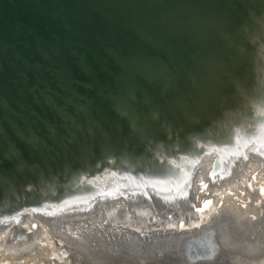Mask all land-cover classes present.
Masks as SVG:
<instances>
[{
  "label": "water",
  "instance_id": "obj_1",
  "mask_svg": "<svg viewBox=\"0 0 264 264\" xmlns=\"http://www.w3.org/2000/svg\"><path fill=\"white\" fill-rule=\"evenodd\" d=\"M252 152L264 0H0V230L41 219L91 264H235L258 224L214 218L205 262L176 237L213 207L202 156L216 183Z\"/></svg>",
  "mask_w": 264,
  "mask_h": 264
},
{
  "label": "bare ground",
  "instance_id": "obj_2",
  "mask_svg": "<svg viewBox=\"0 0 264 264\" xmlns=\"http://www.w3.org/2000/svg\"><path fill=\"white\" fill-rule=\"evenodd\" d=\"M212 157L213 155L208 153L201 158L203 163L201 176L208 184V195L198 193L195 187L198 175L193 178L192 194L193 198L196 196V198H211L213 207L206 212L201 226L190 231L192 234L182 233L180 237H176L184 246L185 257L198 258L201 259L200 262H205L215 253L219 254L222 249L214 237L221 223H212L214 218L225 215L220 219L225 224H232V227L242 224L250 229L258 224L259 236L264 240V157L253 152L245 159L238 157L234 162L235 167L226 177L211 183L206 172ZM114 176L110 174L107 182L113 183ZM31 223L38 224V228L31 229ZM96 224L99 225L100 220L94 219L93 225ZM22 225L24 230L30 229L27 238L14 236V229L11 226L0 230V264H91L81 261V256L71 245L70 237L66 232L54 234L48 224L41 219L27 220ZM242 250L240 254L245 249ZM240 254H236L235 264H264V253L258 256L254 253L253 256L256 257L251 259L241 258L238 256ZM92 264L99 263L93 260Z\"/></svg>",
  "mask_w": 264,
  "mask_h": 264
}]
</instances>
